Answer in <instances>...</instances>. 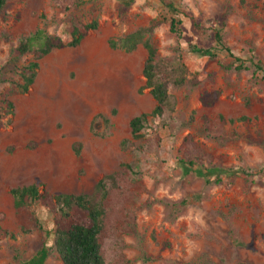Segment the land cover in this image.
<instances>
[{
  "label": "rangeland",
  "instance_id": "374dc122",
  "mask_svg": "<svg viewBox=\"0 0 264 264\" xmlns=\"http://www.w3.org/2000/svg\"><path fill=\"white\" fill-rule=\"evenodd\" d=\"M174 1L203 27L194 31L186 20L180 41L183 63L201 84L191 92L170 88L163 115L147 119L141 140L132 138L130 122L156 106L142 74L147 53L110 42L160 20L151 42L159 58L176 64L172 14L155 0H136L124 17L116 0L7 1L0 12V264L29 260L44 246L51 249L45 264H61L52 250L50 198L94 195L109 176L105 264H264V186L242 175L208 185L181 167L264 165V82L188 52L189 43L211 46L213 31L223 27L235 57L264 65V0ZM93 22L97 29L77 47L40 60L17 53L20 40L39 28L69 42L74 27ZM33 61L36 79L20 92ZM220 61L233 59L221 54ZM213 92L218 101L204 107L201 97ZM220 117L249 121L222 124ZM31 185L47 198L16 208L12 190Z\"/></svg>",
  "mask_w": 264,
  "mask_h": 264
},
{
  "label": "trees",
  "instance_id": "16d2710c",
  "mask_svg": "<svg viewBox=\"0 0 264 264\" xmlns=\"http://www.w3.org/2000/svg\"><path fill=\"white\" fill-rule=\"evenodd\" d=\"M8 0H0V12L6 6ZM118 13L121 17L128 14L136 0H116ZM161 7L170 12L172 17L168 20L169 34L177 41L173 48V55L177 63L168 59L158 57L157 50L151 42V36L162 22L152 21L148 27L138 29L118 40H111L110 46L113 49H121L125 52H134L142 46L147 53L143 67V77L146 80V88L150 90L156 106L150 115L141 114L130 122L132 138L141 140L149 117L156 118L163 115L168 104L169 89H185L189 92L197 89L201 82L198 75L188 70L183 63V54L180 41L185 36V21L189 20L193 30L203 31V27L197 22L194 16L179 7L174 0H155ZM66 10L72 7L65 6ZM97 29V23L93 22L81 28L74 27L70 33L71 40L65 42L57 35L49 34L45 29L39 28L28 37L20 40L17 53L21 56L32 54L37 60L44 58L53 51L62 50L67 47L79 46L89 31ZM225 32L222 28L215 29L212 34V45L200 46L196 43H189L188 52L191 55L218 61L224 71L241 73L251 71L253 77L264 82V65L260 61L251 60L249 65L235 57L232 49L225 42ZM225 54L233 59V62L224 64L220 61V55ZM39 70L37 61L31 62L21 74L19 91L26 93L33 85ZM220 93L213 92L201 97V104L204 107H212L219 99ZM102 117L95 118V122ZM222 124L249 121V118L242 117L238 120L226 121L219 118ZM207 133L211 131L207 129ZM211 138V135L208 136ZM186 173L193 172L195 175L207 180L208 185H219L224 182L223 177L229 180L240 175L245 176L252 184L264 186V165L260 169L252 168H219L211 167L202 169L195 161H181ZM214 177V180L210 179ZM115 182L114 176H109L97 183L94 195H59L51 197L53 207L56 211L55 231L52 250L58 255L61 264H105L103 256L101 236L105 226V201L109 194V184ZM15 206L22 209L28 202L34 203L47 198L46 193L31 185L12 190ZM185 204V203H184ZM51 254V249L42 247L31 259L22 261L16 257V264H45Z\"/></svg>",
  "mask_w": 264,
  "mask_h": 264
}]
</instances>
